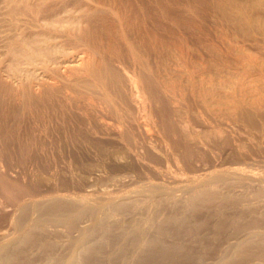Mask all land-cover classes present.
Masks as SVG:
<instances>
[{"label": "bare ground", "instance_id": "bare-ground-1", "mask_svg": "<svg viewBox=\"0 0 264 264\" xmlns=\"http://www.w3.org/2000/svg\"><path fill=\"white\" fill-rule=\"evenodd\" d=\"M27 116L85 123L120 143L118 158L103 188L96 168L84 186L14 199L0 264H35L25 244L37 241L42 264H264V0H0V139L6 119ZM149 151L172 167L150 165ZM160 203L175 208L163 222L192 232L189 213L203 209L196 222L211 230L164 243L152 209L134 216ZM44 219L64 224L65 251L35 234Z\"/></svg>", "mask_w": 264, "mask_h": 264}, {"label": "rangeland", "instance_id": "rangeland-1", "mask_svg": "<svg viewBox=\"0 0 264 264\" xmlns=\"http://www.w3.org/2000/svg\"><path fill=\"white\" fill-rule=\"evenodd\" d=\"M154 1L155 0H149L150 3L154 2ZM165 1L163 0V2H165ZM163 23H164L163 29L165 31H167V25H166L167 23L164 19H163ZM150 28H152L151 24H150ZM165 31L163 33V36L166 33ZM25 118L26 119L23 118L21 125L18 127L13 126V125L11 126V123H12L11 120L6 119V123H7L6 126L8 129L7 134H6L5 138H1L2 140L0 139V141H1V143H0L1 144L0 145L1 146L0 147V154H2V157L0 158V160H1V162L3 161L2 163H4L3 170H5V172H7L6 177L8 178V180L10 182V183H8V181H7V185L9 186V189H10L9 195L6 194L9 192L8 187H7L6 193H4L3 195L0 192V228L8 229V233L10 231H13V229H12L13 224L11 225L10 222L12 219V215H14L16 211L13 210V212L11 214L10 209L12 210L15 207V205L13 204V203H16L14 199H16L17 201L19 200V202L23 201L25 204L30 206L33 204L34 200L37 199L36 193H37V195L38 194L40 195V194H44V192L47 193L49 190L50 191L55 190L56 192H63L64 190L69 189L70 185L72 186V185H76V184H77L76 186H78V185L84 186L86 181H87L88 175L90 174V171L95 170L96 168L101 169L100 170L101 172L99 171L100 175L97 177V179L93 180L94 185H95L94 187L97 189H100L101 184H102V188H103V186L105 185L104 183H107L106 180L110 174L109 169H110L111 164H108V163H110V160H111L110 158H118L115 156V153L119 151L118 146H120L119 145L120 143H117V142L115 143L114 141H109L108 139H103L104 141L100 140V139L99 140L95 139L93 137V135L90 133V131L88 129H86L87 125L85 123H79V125L75 124L73 126H65V125L63 126V124H61L58 120H57L58 123H56L55 120H52L54 123L53 122L49 123V121H38V119H34L33 117L31 119V116H27ZM43 123L45 126L42 125ZM10 126H11V128L13 127L11 130L9 129ZM78 126H80V129ZM27 127H29V128H27ZM45 127L48 130L49 129L50 130L49 131L44 130ZM32 135L35 138H37L36 136H38V138L35 139ZM4 139H6V140H4ZM96 141H98V142H96ZM160 142L162 143V140L159 139V144H160ZM159 144H157V145H159ZM162 145H163V143L161 144V146H159L161 149L163 148ZM162 154H163V152H162ZM119 158H122V157H119ZM143 158H145V160H147V162H150L149 163L150 165L154 163L153 164L154 167L157 168L158 170H162L163 168L165 170L166 168H169V165L172 164V162L170 160L166 161L165 159H163L162 156L161 157L157 156L152 151H149L147 153V155H145ZM164 161H166V163ZM169 163H171V164H169ZM155 164H157V165L155 166ZM107 165H108V167H107ZM171 167H172V165L170 166V168ZM162 172H163V170H162ZM14 181L16 183L19 182L18 185L19 184L20 185L19 186L16 185L15 183H13ZM135 186L136 185H133V186L129 185L127 187L124 185H120V188L122 190L120 188H118L119 190H117V191L119 193H121L122 191L123 192H127V191L129 192L132 189H134ZM17 188H19V189L17 190ZM21 190H22V192H21ZM11 192H12V194H11ZM14 194H15V196H14ZM33 194H35L34 197H36V198L33 197ZM10 196H11V198H9ZM13 197H15V198H13ZM72 204H69L68 210L72 211V210L76 209L78 203L72 202ZM11 205H13V206H11ZM156 205L157 204H155V206H152L153 208L151 207L150 209H143V211H141L143 213L134 214V216L139 215V216H143V217L145 216L146 217V216L150 215V213L153 212V214H151V216L153 217L155 215V217H153L154 223L159 224V223L163 222V218L167 217L166 215H168L169 213L172 214L175 210L174 207H172L171 205H168V204L165 205L163 203H160V205H157V206ZM70 206H71V209H70ZM156 207H157V209L155 210L154 208H156ZM151 209H152V212H151ZM170 209H171V211H170ZM147 210H149V211H147ZM127 212L128 213H126V211H125V213L127 215L124 213V216L125 217L131 216L132 210L131 211L127 210ZM193 212L194 213H192V212L189 213V216H190L189 222L191 223L190 225L194 228L193 229L191 227L192 232H182L183 230L177 229V225H175L176 222H174V220H167V222H166V220L164 219L163 228L159 229V230H157V229L153 230V228H151V233H153L152 231H154L153 234L158 239L162 240L164 243H169V242H172L173 240H176V239H179L180 241L188 240V238L194 237L196 235H201V233H205L209 229L211 230V228H212L211 224L198 225V223L196 222V220L204 213V210L199 209V211L197 210V211H193ZM33 213H32V210H29V212L27 214H25L23 216V219H21V220H26V219H30L32 217H35L36 214H35V212H33ZM88 213H89L90 218H88ZM88 213L85 214V218L82 217L80 219V220H85L86 225L87 224L90 225L92 223V220H90L91 217L94 218V216H95V218H99L98 216L100 215V213H98L97 211L95 214L93 212H91V213L88 212ZM154 213H157V215ZM92 214H94V216ZM120 214H123V213L121 212ZM192 214L195 216H193ZM196 215L199 217L197 218ZM102 216H103V214H101V217ZM191 216H192V218H191ZM194 217H196V218H194ZM24 218H26V219H24ZM87 219L89 220L88 222H87ZM133 220H131L130 222L127 221L126 222V223H128L127 226L129 224L131 225V223L132 224L136 223L138 225L144 224L143 223L144 221L141 220L140 218L135 220V222ZM44 221H46V222L44 223ZM44 221H43L44 224H43L42 228L35 229V232H36L35 234L37 235V237L39 239L45 238V239L51 240V242H53V245H54L53 246L54 251H59V250L65 251L66 247H67V239L68 238H67V232H64L65 231L64 224H62V223L56 224V223L50 221L49 219H47V220L44 219ZM89 222H90V224H89ZM52 223H53V225H52ZM107 223L110 225V220L107 221ZM60 224L63 225V227L60 226ZM44 227H47L46 230ZM99 227L100 226H97V229L99 232L97 231V229L95 230L96 235H98L100 233ZM119 229L120 228L113 229L114 233L112 235L113 236L114 235L119 236L120 231H117ZM96 231L98 234L96 233ZM11 233H12L11 236L9 235L10 233L7 235L8 238L9 237L11 238L13 236L14 232H11ZM186 233H188V234H186ZM38 234H41V236H39ZM38 238H37V240H39ZM37 240H35L34 242H36ZM38 243H39L38 241L36 243H28L29 245L25 244V246L27 247V249L30 250L31 253L34 254V256L37 259L40 257L39 260H37V259L34 260L35 264H42L43 262L41 259H43L42 258L43 248ZM26 253H29V251H26Z\"/></svg>", "mask_w": 264, "mask_h": 264}]
</instances>
